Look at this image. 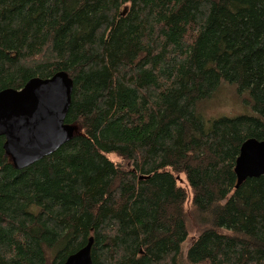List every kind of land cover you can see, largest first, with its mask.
<instances>
[{
    "label": "trees",
    "instance_id": "1",
    "mask_svg": "<svg viewBox=\"0 0 264 264\" xmlns=\"http://www.w3.org/2000/svg\"><path fill=\"white\" fill-rule=\"evenodd\" d=\"M58 71L71 139L17 169L0 135V264L89 237L93 264H264V176L234 173L264 140V0H0V90ZM223 82L252 113L204 121Z\"/></svg>",
    "mask_w": 264,
    "mask_h": 264
},
{
    "label": "water",
    "instance_id": "2",
    "mask_svg": "<svg viewBox=\"0 0 264 264\" xmlns=\"http://www.w3.org/2000/svg\"><path fill=\"white\" fill-rule=\"evenodd\" d=\"M73 90L72 79L64 71L48 78H31L22 88L0 90V135L3 148L17 169L51 154L73 134L64 122ZM235 187L246 178L264 176V140L248 138L242 142L235 160ZM93 238L63 264H93Z\"/></svg>",
    "mask_w": 264,
    "mask_h": 264
},
{
    "label": "rangeland",
    "instance_id": "3",
    "mask_svg": "<svg viewBox=\"0 0 264 264\" xmlns=\"http://www.w3.org/2000/svg\"><path fill=\"white\" fill-rule=\"evenodd\" d=\"M249 96L246 93L239 94L236 85L233 83L223 82L214 92L211 98L203 100L198 104L197 111L204 121L218 117H234L242 114L252 113ZM111 160L123 165L120 157L111 155ZM127 165V163H124ZM177 183L184 187L188 193L185 208L189 212L190 205V188L183 174L176 175ZM199 232V226L192 220L188 222V237L183 244V251L190 245ZM50 256H48V261Z\"/></svg>",
    "mask_w": 264,
    "mask_h": 264
},
{
    "label": "bare ground",
    "instance_id": "4",
    "mask_svg": "<svg viewBox=\"0 0 264 264\" xmlns=\"http://www.w3.org/2000/svg\"><path fill=\"white\" fill-rule=\"evenodd\" d=\"M71 139V138H70ZM69 141V140H68Z\"/></svg>",
    "mask_w": 264,
    "mask_h": 264
}]
</instances>
